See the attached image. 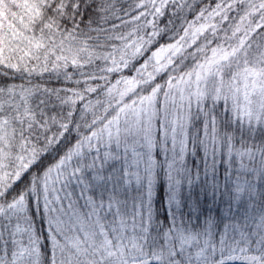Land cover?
I'll return each instance as SVG.
<instances>
[{
    "label": "snow or ice",
    "instance_id": "6c2138e0",
    "mask_svg": "<svg viewBox=\"0 0 264 264\" xmlns=\"http://www.w3.org/2000/svg\"><path fill=\"white\" fill-rule=\"evenodd\" d=\"M0 264H264V0H0Z\"/></svg>",
    "mask_w": 264,
    "mask_h": 264
},
{
    "label": "trees",
    "instance_id": "16d2710c",
    "mask_svg": "<svg viewBox=\"0 0 264 264\" xmlns=\"http://www.w3.org/2000/svg\"><path fill=\"white\" fill-rule=\"evenodd\" d=\"M132 2V0H115V3H116V7L117 8H119V7H121L122 5L123 6H127V4L128 3H131ZM128 17H125V19H127ZM118 22V21H117ZM163 24H164V21H161V26H163ZM161 43H165V42H168L167 41V37H164L163 39H161V41H160ZM53 83H55V82H53ZM56 86H59V85H56Z\"/></svg>",
    "mask_w": 264,
    "mask_h": 264
}]
</instances>
